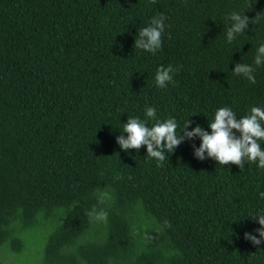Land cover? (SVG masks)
I'll return each instance as SVG.
<instances>
[{
  "label": "trees",
  "instance_id": "16d2710c",
  "mask_svg": "<svg viewBox=\"0 0 264 264\" xmlns=\"http://www.w3.org/2000/svg\"><path fill=\"white\" fill-rule=\"evenodd\" d=\"M232 12L252 22L229 43ZM159 14L161 48L137 49ZM261 43L264 0H0V254L13 264L32 254L38 264H264V244L244 239L258 238L249 215L264 212V169L198 160L199 138L161 163L116 143L149 107L177 133L187 119L189 131H210L220 107L238 119L264 108ZM237 62L256 68L254 84L233 74ZM168 65L173 82L160 88L156 69Z\"/></svg>",
  "mask_w": 264,
  "mask_h": 264
},
{
  "label": "clouds",
  "instance_id": "9594fccd",
  "mask_svg": "<svg viewBox=\"0 0 264 264\" xmlns=\"http://www.w3.org/2000/svg\"><path fill=\"white\" fill-rule=\"evenodd\" d=\"M152 2L155 3V0ZM165 19L163 14L152 17L148 26L137 32L134 39L135 47L155 54L161 48ZM227 20L230 24L225 35L229 43H232L239 34H243L252 22V18L250 19L244 12H232ZM254 65L257 67L264 65V43L256 49ZM175 71L172 65L158 67L154 77L155 84L160 88L166 87L173 82L172 74ZM255 71L256 68L252 65L240 62L232 69L234 75H242L253 84L256 82ZM145 117L146 119L128 117L123 123V131L116 137V143L122 151L127 152L129 149L139 151L143 145L146 147L147 156L161 163L168 159V153H172L182 142L199 138V147L192 145L194 157L198 160H204L207 154V157L215 160L218 165L234 164L242 169L245 162H248L264 169V148L260 143L264 141V108L253 106L248 114L238 119L231 108L220 107L215 111L213 120L208 122L210 131H205L198 124L189 131L192 122L187 119L177 133V121L174 118L163 121L156 119V110L151 107L145 110ZM149 121L154 123L149 125ZM124 133L127 134L126 137ZM259 195L264 198V192H260ZM87 215L105 222L107 220V213L103 210L97 213L93 208ZM249 216L259 224V227L254 229L258 238L257 235L245 232L244 239L255 246L264 244V212Z\"/></svg>",
  "mask_w": 264,
  "mask_h": 264
},
{
  "label": "rangeland",
  "instance_id": "374dc122",
  "mask_svg": "<svg viewBox=\"0 0 264 264\" xmlns=\"http://www.w3.org/2000/svg\"><path fill=\"white\" fill-rule=\"evenodd\" d=\"M42 235H43V230L38 231L36 233V235H35L36 242L40 241ZM31 257H32L31 264H38V258L34 257L33 254ZM13 258L14 257H10V256H7L5 254H0V264H13Z\"/></svg>",
  "mask_w": 264,
  "mask_h": 264
}]
</instances>
